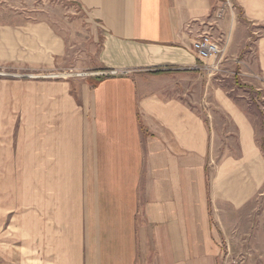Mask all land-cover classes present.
<instances>
[{
	"label": "crops",
	"instance_id": "0c3cea01",
	"mask_svg": "<svg viewBox=\"0 0 264 264\" xmlns=\"http://www.w3.org/2000/svg\"><path fill=\"white\" fill-rule=\"evenodd\" d=\"M75 1L89 66L46 20L0 22V264H221L225 230L264 188L262 114L196 68L227 0ZM234 2L214 40L235 35L230 54L264 79V0ZM22 117L29 185L7 172L24 165Z\"/></svg>",
	"mask_w": 264,
	"mask_h": 264
},
{
	"label": "rangeland",
	"instance_id": "374dc122",
	"mask_svg": "<svg viewBox=\"0 0 264 264\" xmlns=\"http://www.w3.org/2000/svg\"><path fill=\"white\" fill-rule=\"evenodd\" d=\"M232 11H236L234 0H227L224 4L220 2L214 8V15L221 13L211 32H216L219 21L229 17ZM20 14L30 20H46L50 22L58 32L62 33L68 43V52L71 55L72 64L78 66H89L94 62L96 53V42L94 41L93 28L86 19L85 12L75 0H0V22L14 21ZM240 26L244 27L243 24ZM219 30V27H218ZM251 31V27L249 28ZM239 35L247 39L248 31L241 29ZM263 30L261 29V33ZM233 33V32H232ZM260 33V31H259ZM214 35V34H213ZM232 35L229 39L227 32L218 31L220 55L211 61L218 65L219 70L215 72L204 71L207 77L216 78L218 83L223 84L224 91L233 96L244 108L255 109L262 114L264 123V79L261 75L251 73L245 60L238 59V54L231 55L234 41ZM217 38V37H216ZM236 38V37H235ZM257 35H252L251 40L255 41ZM229 44L225 56L226 44ZM73 67V66H72ZM251 73V74H250ZM262 77V78H261ZM200 93H202L200 91ZM4 123L5 125L16 124ZM19 128H23V161L22 166L7 165V172L22 173L24 184L29 185V118H20ZM18 126V123H17ZM18 129V127H17ZM13 149L8 150V157L14 158L15 134L11 133ZM18 135V134H17ZM7 140H9L7 138ZM258 142L264 151V127L258 134ZM9 147V146H8ZM11 153V154H10ZM16 153V152H15ZM22 161V162H23ZM25 190V189H24ZM246 213H241L239 221L230 224V229L225 230L227 242L221 258V264H264V188L263 195H258L245 207Z\"/></svg>",
	"mask_w": 264,
	"mask_h": 264
},
{
	"label": "built area",
	"instance_id": "2783aa9c",
	"mask_svg": "<svg viewBox=\"0 0 264 264\" xmlns=\"http://www.w3.org/2000/svg\"><path fill=\"white\" fill-rule=\"evenodd\" d=\"M221 17V13L214 15L211 19V23H206L208 25L207 30L194 41L193 50L200 60V62L196 64L197 69L207 72H215L219 70L218 65L211 63V61L216 59L221 53L220 45L214 40L213 32H211V30L213 29V25H215Z\"/></svg>",
	"mask_w": 264,
	"mask_h": 264
}]
</instances>
